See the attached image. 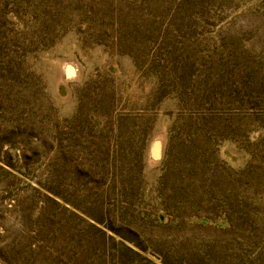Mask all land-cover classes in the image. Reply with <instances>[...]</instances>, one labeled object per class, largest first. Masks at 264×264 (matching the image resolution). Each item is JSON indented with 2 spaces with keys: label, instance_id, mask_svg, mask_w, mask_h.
Returning <instances> with one entry per match:
<instances>
[{
  "label": "rangeland",
  "instance_id": "obj_1",
  "mask_svg": "<svg viewBox=\"0 0 264 264\" xmlns=\"http://www.w3.org/2000/svg\"><path fill=\"white\" fill-rule=\"evenodd\" d=\"M0 264H264V0H0Z\"/></svg>",
  "mask_w": 264,
  "mask_h": 264
}]
</instances>
